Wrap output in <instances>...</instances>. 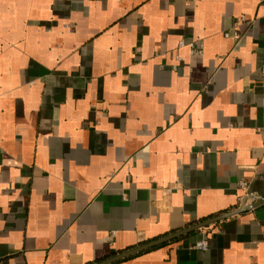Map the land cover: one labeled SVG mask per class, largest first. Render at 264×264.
Returning <instances> with one entry per match:
<instances>
[{"label": "crops", "instance_id": "crops-1", "mask_svg": "<svg viewBox=\"0 0 264 264\" xmlns=\"http://www.w3.org/2000/svg\"><path fill=\"white\" fill-rule=\"evenodd\" d=\"M240 181L264 197V0H0V264H96ZM109 264H264V204Z\"/></svg>", "mask_w": 264, "mask_h": 264}, {"label": "water", "instance_id": "water-1", "mask_svg": "<svg viewBox=\"0 0 264 264\" xmlns=\"http://www.w3.org/2000/svg\"><path fill=\"white\" fill-rule=\"evenodd\" d=\"M264 204V197L262 198H255L254 201L251 203V204H248V205H245L244 202L242 203V206L232 212H227V213H224V214H221L220 216H217L215 218H212V219H209V220H205L199 224H196V225H193L191 227H188V228H185L184 230H180L176 233H173V234H170L168 236H164L162 238H159L157 240H154V241H151V242H148L146 244H143L141 246H138V247H135V248H132L130 250H127V251H124V252H121L119 254H116L115 256H112L111 258H108L106 260H103L101 262H98L96 264H109V263H112L114 261H117V260H120V259H123V258H126V257H129L131 255H134L138 252H141L143 250H146L148 248H151L157 244H160L162 242H165V241H168L170 239H173L177 236H180L182 234H185L187 232H190L194 229H197V228H200L202 226H205V225H208L210 223H214L218 220H221V219H224V218H227L233 214H237V213H240L244 210H248V209H251V208H255V207H258L260 205Z\"/></svg>", "mask_w": 264, "mask_h": 264}, {"label": "built area", "instance_id": "built-area-1", "mask_svg": "<svg viewBox=\"0 0 264 264\" xmlns=\"http://www.w3.org/2000/svg\"><path fill=\"white\" fill-rule=\"evenodd\" d=\"M225 35L227 36V34H225ZM179 45L182 46V45H183V42L180 41V42H179ZM189 46H190V48H191V51L194 52L195 48H194V46H193V43H190ZM239 184H240V188L246 191V189H247V184H246V182H245V181H240ZM241 198L244 199L243 202H246V200H248L247 203L251 204V203L254 201V199H255V198H258V197L255 196V195H253V194H250V193H248V192L246 191V192L241 196ZM244 204H245V203H244ZM207 247H208V242H207L206 239H201V240L197 241V242L194 244V248L199 249V250H205Z\"/></svg>", "mask_w": 264, "mask_h": 264}]
</instances>
